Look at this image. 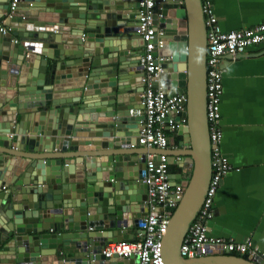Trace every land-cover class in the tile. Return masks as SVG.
<instances>
[{"label": "water", "instance_id": "obj_1", "mask_svg": "<svg viewBox=\"0 0 264 264\" xmlns=\"http://www.w3.org/2000/svg\"><path fill=\"white\" fill-rule=\"evenodd\" d=\"M9 2L0 0L8 28L0 33V264H126L102 251L143 233L148 214L141 180L148 152H126L144 149L142 116L130 115L142 109L137 3L23 0L25 11L9 12ZM202 8V0H158L153 21L165 33L158 84L186 99L178 134L193 167L183 169L192 177L170 218L164 257L166 264H264L222 250L190 260L179 254L211 176ZM137 188L143 197L135 199Z\"/></svg>", "mask_w": 264, "mask_h": 264}, {"label": "built area", "instance_id": "obj_2", "mask_svg": "<svg viewBox=\"0 0 264 264\" xmlns=\"http://www.w3.org/2000/svg\"><path fill=\"white\" fill-rule=\"evenodd\" d=\"M137 3L136 30L142 42L138 66L142 69V91L139 95L142 109L130 110L131 116H142L139 121L138 142L148 150L159 153L149 155L141 180L146 186L147 216L139 222L141 238L137 241H122L105 246L102 254L109 259L114 256L129 260L137 259V264H166L163 247L169 221L183 198L181 185H171L167 149L169 140L166 131L176 132L187 125L185 97L181 94H168L159 85L161 65L166 58L156 53L163 48L164 30L154 25L158 0H135ZM21 0H10L9 12L15 11ZM203 15L206 28V80L205 116L208 126V139L211 146V176L202 204L195 219L184 236L179 254L186 260L212 256L222 250L224 254L237 257L246 255L249 261L264 260V255L253 245L252 237L242 241L212 236L209 222L214 215V198L223 178L232 171L227 156L222 152L223 132L221 126V97L224 71L220 62L224 56L234 60L250 47L264 43V22L257 26L223 32L210 5L203 2ZM10 16V15H8ZM0 20V33L8 28ZM177 160H180L177 158Z\"/></svg>", "mask_w": 264, "mask_h": 264}, {"label": "crops", "instance_id": "obj_3", "mask_svg": "<svg viewBox=\"0 0 264 264\" xmlns=\"http://www.w3.org/2000/svg\"><path fill=\"white\" fill-rule=\"evenodd\" d=\"M204 1L210 5L223 32L248 29L264 22V0ZM180 7H184L183 3ZM17 9H27L23 0ZM220 66L224 71L220 106L223 132L221 149L232 171L223 178L215 195L209 233L237 241L251 236L255 248L264 255V43L248 48L234 60L224 56ZM163 88L166 89V86ZM166 133L169 140L166 153L170 182L184 189L192 177L189 172H183V169L193 168L189 156L192 150L190 145L183 143L178 131ZM54 152L53 156L59 157L78 154ZM126 152H148L146 159L159 153L145 148L128 149ZM18 154L27 155L23 152ZM141 192L137 188L131 192L132 197L137 199ZM140 238V233H135L132 241ZM126 264L137 263L129 259Z\"/></svg>", "mask_w": 264, "mask_h": 264}, {"label": "trees", "instance_id": "obj_4", "mask_svg": "<svg viewBox=\"0 0 264 264\" xmlns=\"http://www.w3.org/2000/svg\"><path fill=\"white\" fill-rule=\"evenodd\" d=\"M234 256H237V255H234ZM240 257L245 259V260H248V257L246 255H243V256H240Z\"/></svg>", "mask_w": 264, "mask_h": 264}]
</instances>
